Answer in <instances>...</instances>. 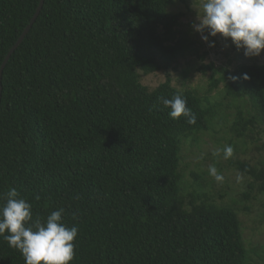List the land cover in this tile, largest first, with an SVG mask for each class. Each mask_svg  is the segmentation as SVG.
Wrapping results in <instances>:
<instances>
[{
  "label": "trees",
  "instance_id": "1",
  "mask_svg": "<svg viewBox=\"0 0 264 264\" xmlns=\"http://www.w3.org/2000/svg\"><path fill=\"white\" fill-rule=\"evenodd\" d=\"M175 1L43 0L2 69L0 205L14 187L34 219L63 207V222L79 229L71 264L252 261L239 216L251 208L217 202L207 172L191 171L189 190L181 146L214 131L223 107H233L229 132L264 152V62L202 65L200 72L211 71L203 93L168 77L148 89L140 74L196 54L179 29L183 13L168 11ZM39 2L0 0V66ZM220 83L225 103L209 98ZM177 93L195 124L173 120L157 99ZM229 143V167L248 180L243 201L264 196V155L248 158ZM0 264H25L2 236Z\"/></svg>",
  "mask_w": 264,
  "mask_h": 264
},
{
  "label": "rangeland",
  "instance_id": "2",
  "mask_svg": "<svg viewBox=\"0 0 264 264\" xmlns=\"http://www.w3.org/2000/svg\"><path fill=\"white\" fill-rule=\"evenodd\" d=\"M203 0H185L180 2L176 0L169 7V12H182L183 16L180 18L181 25L179 29L185 32L191 42V50L196 52L188 53L186 56L179 58L168 71H156L147 75L140 74V82L147 86L148 89L155 88L158 84L164 82L167 77L171 84L178 89L196 88L202 93L205 92L210 83L211 71L207 70L205 73L199 71L202 65L213 63L217 67H227L233 69L235 66L242 63H263L264 51L258 57H245L243 49H237L231 43V39L225 40L219 34L216 37H209V40L215 41V46L210 47L209 43L201 39V33L194 29V24L199 23L198 16L203 15L202 9ZM205 35L207 32L204 33ZM140 73V72H139ZM223 85L220 83L216 89L210 94L209 98L214 101L223 100L222 94ZM235 109L233 107L222 109L224 116L223 122L214 126V131L204 132L199 135L197 142H192L191 139L184 142L181 146L182 162L181 166L185 168V185L192 183L190 177L191 171L207 172L208 179L212 180L211 186L206 189L219 203H227L230 200L237 199L241 205H249L251 208L249 212H240L239 216L242 221L243 238L248 248L254 249L252 261L250 264H264V196H259L254 199L250 196L248 200L243 201L241 193L246 189L247 179L238 176L231 167H229V159H224L223 155L215 156L214 152L218 148H223L225 145L236 143L241 149H245L239 141L229 132V126L232 122ZM218 138V140H217ZM264 140V137H263ZM247 157L251 159H258L264 155L260 150L259 153L255 147L248 144ZM241 156V152H239ZM214 165L218 172L223 176L222 181H216L208 172L209 166ZM229 187L226 188V185ZM222 194L223 198L219 195ZM251 194H254L251 193ZM241 198H240V197Z\"/></svg>",
  "mask_w": 264,
  "mask_h": 264
},
{
  "label": "clouds",
  "instance_id": "3",
  "mask_svg": "<svg viewBox=\"0 0 264 264\" xmlns=\"http://www.w3.org/2000/svg\"><path fill=\"white\" fill-rule=\"evenodd\" d=\"M202 9L203 15L198 16L199 23L194 24V29L210 47L215 46V41L209 37L219 34L225 40L230 38L237 49H243L245 57H258L264 51V0H203ZM157 99L170 109L168 115L173 120L183 116L188 124L196 123L195 113L181 94ZM221 154L229 159L233 155L232 146L225 145L214 152L215 156ZM208 172L216 181L223 180L214 165L209 166ZM2 198L0 236L9 247L21 253L25 264H71L76 255L74 241L79 229L63 222V207L42 221L39 216L33 218L32 204L16 188H9Z\"/></svg>",
  "mask_w": 264,
  "mask_h": 264
},
{
  "label": "water",
  "instance_id": "4",
  "mask_svg": "<svg viewBox=\"0 0 264 264\" xmlns=\"http://www.w3.org/2000/svg\"><path fill=\"white\" fill-rule=\"evenodd\" d=\"M42 2L43 0H40L37 9L33 15V17L31 18V20L29 21V23L27 24V26L24 28L23 32L20 34V36L18 37V39L16 40V42L13 44V46L10 48V50L7 52V54L5 55V58L3 59V62L0 66V77H1V72L2 69L7 61V59L9 58L10 54L14 51V49L17 47V45L22 41L23 37L25 36V34L28 32L29 28L31 27L32 23L34 22L41 6H42ZM0 90H1V83H0Z\"/></svg>",
  "mask_w": 264,
  "mask_h": 264
}]
</instances>
